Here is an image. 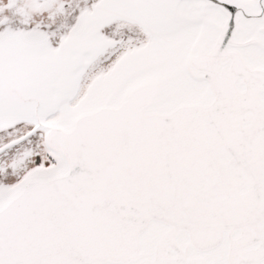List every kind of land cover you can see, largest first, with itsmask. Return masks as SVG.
<instances>
[{"label": "snow or ice", "instance_id": "1", "mask_svg": "<svg viewBox=\"0 0 264 264\" xmlns=\"http://www.w3.org/2000/svg\"><path fill=\"white\" fill-rule=\"evenodd\" d=\"M0 264H264V0H0Z\"/></svg>", "mask_w": 264, "mask_h": 264}]
</instances>
